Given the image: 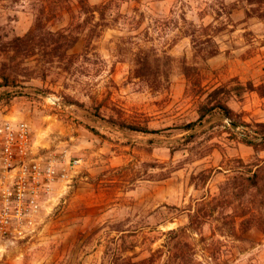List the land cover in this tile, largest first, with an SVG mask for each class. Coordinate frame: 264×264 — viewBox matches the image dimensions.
Here are the masks:
<instances>
[{
	"label": "rangeland",
	"instance_id": "obj_1",
	"mask_svg": "<svg viewBox=\"0 0 264 264\" xmlns=\"http://www.w3.org/2000/svg\"><path fill=\"white\" fill-rule=\"evenodd\" d=\"M36 15L77 41L62 60L8 65L17 93L0 87V123L24 121L80 166L30 239L0 240V264H130L156 250L155 264H177L180 248L187 264H264V172L258 189L247 180L264 166V0H0V36ZM145 57L156 78L135 76ZM236 84L254 90L227 100L232 120L182 130L207 93Z\"/></svg>",
	"mask_w": 264,
	"mask_h": 264
},
{
	"label": "built area",
	"instance_id": "obj_2",
	"mask_svg": "<svg viewBox=\"0 0 264 264\" xmlns=\"http://www.w3.org/2000/svg\"><path fill=\"white\" fill-rule=\"evenodd\" d=\"M79 166L59 145L37 146L24 121L0 123V240L30 239Z\"/></svg>",
	"mask_w": 264,
	"mask_h": 264
},
{
	"label": "trees",
	"instance_id": "obj_3",
	"mask_svg": "<svg viewBox=\"0 0 264 264\" xmlns=\"http://www.w3.org/2000/svg\"><path fill=\"white\" fill-rule=\"evenodd\" d=\"M5 38V35L0 36V56L2 57L1 62L4 66V69L0 70V79L2 80L0 87L4 88L3 94L7 97L14 96L17 93L7 91L8 87L10 86L9 84L15 80V77H12L11 75L13 73H7V70L9 69L8 67L10 65L17 64L19 62L22 63L24 60L33 56H40L44 58L47 60L48 64L53 63L55 60H62L63 57H68L67 51L71 49L77 41V39L73 38L71 34H66L61 31L53 32L48 29L45 26L43 17L41 15H36L34 17L33 25L24 35H14L11 38ZM159 66L160 64H158V62L151 57L150 59L148 57L143 59L138 58L134 64L133 72L135 76L139 78H145L147 76L156 78L159 73ZM253 90L254 87L251 84H247L246 86L236 84L231 88L227 86H219L212 89L209 93H207L204 103H202L200 106L198 119L195 122L189 123L182 127V130H194L195 126L200 124L205 118L214 117L215 115H218L220 118L226 117L232 120V112L226 105L227 100L232 96L240 98L247 91ZM96 115L99 116L98 114ZM104 121H106L111 127L117 128L119 131L141 133L147 132V129L145 128L135 125H128L124 122H117L113 119H107ZM260 128L262 129L261 135H264V124L260 125ZM91 130L97 134V131L94 128H91ZM263 172L264 166H259L256 168V171L251 177H247V180L250 182V187L255 189L259 188L260 182L262 180L260 176ZM239 178H241V176L235 174L229 179L236 180ZM228 190L232 191L233 187L231 186ZM194 219H198V210L196 212L189 211L188 213V220L193 221ZM185 231L186 227L168 231L163 248L170 251V249H172L171 242L178 239L179 234L184 235ZM156 251L158 252V250ZM156 251L149 253L148 257L130 264H155ZM186 255L187 253L185 249L180 248V251L175 255V258L179 259L177 264H187L185 261V258L187 257Z\"/></svg>",
	"mask_w": 264,
	"mask_h": 264
}]
</instances>
